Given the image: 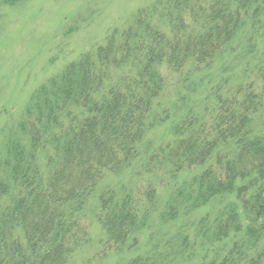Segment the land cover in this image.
I'll return each mask as SVG.
<instances>
[{
	"label": "trees",
	"instance_id": "16d2710c",
	"mask_svg": "<svg viewBox=\"0 0 264 264\" xmlns=\"http://www.w3.org/2000/svg\"><path fill=\"white\" fill-rule=\"evenodd\" d=\"M18 1L0 0L8 5ZM199 2L170 20L171 40L152 30L149 8L139 9L135 27L112 32L94 58L83 54L33 93L19 124L29 144L10 135L0 155V264H70L88 237L83 212L104 173L117 174L138 157L145 130L158 121L150 109L163 87L158 63L179 69L183 57L201 63L238 46L245 49L240 53L244 58L255 53L254 41L236 42L237 31L247 21L253 27L264 21V0ZM182 3L165 0L168 16L172 7L174 14L181 12ZM138 24L149 39L137 36ZM261 31L254 28L253 33L259 38L264 23ZM260 58L243 68L234 90L225 97L217 94L212 128L196 127L201 120L187 115L177 126L183 124L184 130L146 156V164L150 160L173 176L184 174L180 187L168 193V219L178 207L191 212L220 201L212 225L200 217L194 227L202 244L240 232L236 221L243 211L251 222L264 215V55ZM110 67L122 68L113 82ZM39 153L45 154V170L38 164ZM153 190L144 197L150 199ZM130 199L128 193L113 199L108 188L98 196L94 212L108 242L120 249L127 244L126 250L144 222V212ZM122 264L161 263L135 255Z\"/></svg>",
	"mask_w": 264,
	"mask_h": 264
},
{
	"label": "rangeland",
	"instance_id": "374dc122",
	"mask_svg": "<svg viewBox=\"0 0 264 264\" xmlns=\"http://www.w3.org/2000/svg\"><path fill=\"white\" fill-rule=\"evenodd\" d=\"M195 1L183 0L179 8L181 12L177 15L172 7L171 17L165 0H20L13 5L0 2V155L5 149L4 140L10 135L15 136V142L17 137L22 139L23 146L29 144L27 132L19 124L25 119V109L33 93L51 77L83 54L94 58L98 47L112 32L118 34L127 25L135 27L141 8L150 9L152 30L171 40L170 20L185 14ZM198 17L205 18L204 15ZM185 19L189 21L187 14ZM263 23L253 27L247 21L237 31L236 42H255V53L247 58L240 55L245 49L238 46L234 52L229 48L201 63H196L193 56L183 57L179 69L165 61L158 63L163 87L150 105L151 111L158 115V121L145 130L138 157L117 174L104 173L89 198L86 212H83L87 213L84 224L88 237L75 251L70 264H122L135 255H146L161 264H264V215L251 222L244 217L243 211L236 221L242 228L240 232L231 231L218 242L205 244L204 241L202 244L195 239L194 227L200 217L205 218V224L212 225L211 219L221 207L220 201L210 202L191 212L178 207L175 217L168 219L165 215L168 193L180 187L184 174L173 176L150 160L145 163L146 156L157 146L172 141L173 135L184 130L183 124L177 126L187 115L192 114L196 121L201 120L196 127H213L214 120L210 121V118L216 113L214 108L220 99L217 94L225 97L242 82L243 68L246 69L247 64L250 67L257 59L262 61L264 31L260 32ZM138 26L134 29L137 36L149 39L142 33L144 28ZM254 28L260 30L259 38L254 35ZM117 70L113 68L112 82L114 77L117 78ZM174 127L177 128L175 131ZM38 157L39 166L45 170L48 166L45 154L39 153ZM143 166L147 170L143 171ZM108 188L112 190L113 199L130 194L132 205L144 212L143 227L130 249L126 250L127 244L121 245L120 249V246L108 242L94 216L98 196L105 194ZM151 188H154L153 193L147 199L144 192Z\"/></svg>",
	"mask_w": 264,
	"mask_h": 264
}]
</instances>
